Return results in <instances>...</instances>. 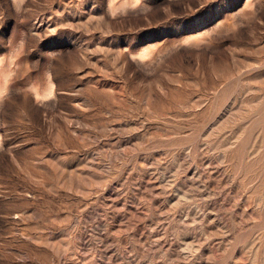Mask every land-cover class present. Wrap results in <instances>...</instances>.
I'll use <instances>...</instances> for the list:
<instances>
[{
    "label": "rangeland",
    "instance_id": "374dc122",
    "mask_svg": "<svg viewBox=\"0 0 264 264\" xmlns=\"http://www.w3.org/2000/svg\"><path fill=\"white\" fill-rule=\"evenodd\" d=\"M0 264H264V0H0Z\"/></svg>",
    "mask_w": 264,
    "mask_h": 264
}]
</instances>
